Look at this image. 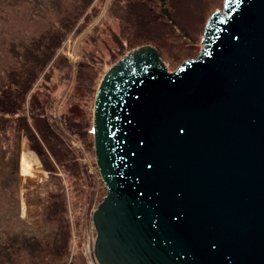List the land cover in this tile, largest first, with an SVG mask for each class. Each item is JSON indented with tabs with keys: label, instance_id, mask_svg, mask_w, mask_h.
Wrapping results in <instances>:
<instances>
[{
	"label": "water",
	"instance_id": "obj_1",
	"mask_svg": "<svg viewBox=\"0 0 264 264\" xmlns=\"http://www.w3.org/2000/svg\"><path fill=\"white\" fill-rule=\"evenodd\" d=\"M93 135L96 264H264V0H224L174 70L153 44L127 51Z\"/></svg>",
	"mask_w": 264,
	"mask_h": 264
},
{
	"label": "trees",
	"instance_id": "obj_2",
	"mask_svg": "<svg viewBox=\"0 0 264 264\" xmlns=\"http://www.w3.org/2000/svg\"><path fill=\"white\" fill-rule=\"evenodd\" d=\"M97 2L0 0V264H89L82 251L73 249L67 196L69 186L75 188L81 181V169L72 148L50 121L52 93L47 89L55 67L65 73L69 60L64 45L72 33L98 15ZM195 2L198 16L190 21L182 14L181 0H110L107 14L119 27L118 32L110 31L117 46L109 52L112 63L143 44L156 46L169 70L196 57L208 17L224 0ZM103 22L102 17L95 28ZM88 37L92 38L90 33ZM95 53L97 49L79 48L76 88L80 94L95 95L105 73L102 66L95 67ZM70 108L64 114L65 127L93 147V124L78 117L82 113L76 105ZM24 136L50 171L53 187L44 205V229L21 217ZM33 164L39 165L40 160L27 147L22 168L40 177L43 170Z\"/></svg>",
	"mask_w": 264,
	"mask_h": 264
},
{
	"label": "rangeland",
	"instance_id": "obj_3",
	"mask_svg": "<svg viewBox=\"0 0 264 264\" xmlns=\"http://www.w3.org/2000/svg\"><path fill=\"white\" fill-rule=\"evenodd\" d=\"M97 2V0H95ZM110 0H98L99 5L98 15L91 21L87 22L85 26L77 32L72 33L64 45V50L69 60V66L64 70L54 68L53 78L49 83L50 88H45L47 91L51 90V98L49 104H52L48 114L50 121L54 127L63 136L67 144L72 148L75 153L76 160L78 161L81 169V177L75 188L71 185L68 188V203L69 214L73 227V249L80 250L88 259L89 264H96L93 256L92 249L96 238V231L93 225L92 214L98 203L106 194V187L97 168L94 142L92 146L85 145L81 137L75 135L68 130L64 125V114L70 112L69 109L72 105H76L78 111L82 114L81 117L87 123L93 124V110L95 95L81 93L76 88V72L79 62V48L86 52L92 49L96 50L94 54L95 67H103L106 71L113 63L110 58L109 52L116 49V44L110 31L118 32V21L112 16L107 14V8ZM224 3V2H223ZM182 14L190 21H194L198 16V4L195 0H181ZM223 7V5H222ZM221 7V8H222ZM103 17L104 22L101 23L97 29L96 23ZM93 40L88 37V34ZM82 41V42H81ZM121 58V57H120ZM92 63V64H93ZM175 69V68H174ZM171 68L170 70H174ZM64 75V77H63ZM56 88L52 90V87ZM77 95V96H76ZM94 141V139H93ZM32 149L40 164H33L36 168L43 170L40 177L30 175L34 173L30 168H22V155L26 147ZM63 176V174H62ZM20 187H21V217L35 227L44 229V205L47 199L48 191L52 186L50 171L44 165L39 154L32 148L27 137L22 138L21 143V156H20Z\"/></svg>",
	"mask_w": 264,
	"mask_h": 264
}]
</instances>
